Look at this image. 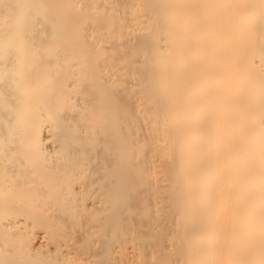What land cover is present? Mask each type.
<instances>
[{"label":"bare ground","instance_id":"6f19581e","mask_svg":"<svg viewBox=\"0 0 264 264\" xmlns=\"http://www.w3.org/2000/svg\"><path fill=\"white\" fill-rule=\"evenodd\" d=\"M0 264H264V0H0Z\"/></svg>","mask_w":264,"mask_h":264}]
</instances>
